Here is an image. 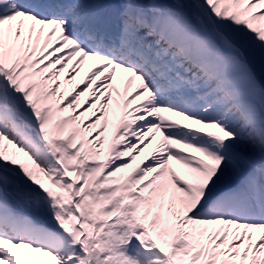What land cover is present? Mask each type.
<instances>
[{
    "label": "snow or ice",
    "instance_id": "obj_1",
    "mask_svg": "<svg viewBox=\"0 0 264 264\" xmlns=\"http://www.w3.org/2000/svg\"><path fill=\"white\" fill-rule=\"evenodd\" d=\"M0 264H264V0H0Z\"/></svg>",
    "mask_w": 264,
    "mask_h": 264
}]
</instances>
